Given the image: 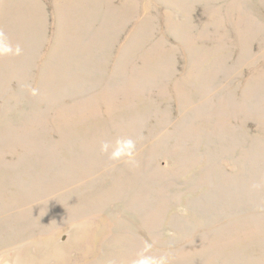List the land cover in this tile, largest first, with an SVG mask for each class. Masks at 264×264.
<instances>
[{
  "label": "rangeland",
  "instance_id": "374dc122",
  "mask_svg": "<svg viewBox=\"0 0 264 264\" xmlns=\"http://www.w3.org/2000/svg\"><path fill=\"white\" fill-rule=\"evenodd\" d=\"M0 264H264V0H0Z\"/></svg>",
  "mask_w": 264,
  "mask_h": 264
}]
</instances>
